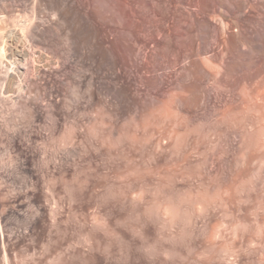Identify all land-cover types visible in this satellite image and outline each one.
Here are the masks:
<instances>
[{
	"label": "rangeland",
	"instance_id": "374dc122",
	"mask_svg": "<svg viewBox=\"0 0 264 264\" xmlns=\"http://www.w3.org/2000/svg\"><path fill=\"white\" fill-rule=\"evenodd\" d=\"M50 13L33 19L57 18L54 39L70 41L24 43L20 70L69 48L68 116L55 126L0 100V264H264V0H125L124 26L96 28L121 84L90 43L76 51L90 34ZM134 19L157 50L139 84Z\"/></svg>",
	"mask_w": 264,
	"mask_h": 264
},
{
	"label": "bare ground",
	"instance_id": "6f19581e",
	"mask_svg": "<svg viewBox=\"0 0 264 264\" xmlns=\"http://www.w3.org/2000/svg\"><path fill=\"white\" fill-rule=\"evenodd\" d=\"M29 1L30 0H1L0 1V50H1V53L3 54V56L6 52L7 54L9 53L8 56L12 59V61L7 63L5 74L3 76L0 75L1 76L0 79H2V81H1L2 85L0 83V85L2 86V87H0V100H10L13 104L16 105L17 103L20 102L21 99L25 98V100L23 99V101H25V102L23 103V105L21 104L22 107L24 106L29 111H33L35 113L34 114L35 116H38V113L41 115L47 116L48 118H50L53 125L56 126L59 124V122L62 119H65L68 116V114L65 111L66 110L65 108L68 109V107H65L68 105V104H66V100H65L66 97L64 99V95H65L64 92L67 91L65 86L67 84H65L64 80L62 78H60L57 74L59 72L65 71V67H66L65 65H67V63H66L67 61H64L62 58H64V57L68 58L69 48L67 49V47H64L63 50L65 49L64 50L65 55H62L61 53H59L58 48L52 47L53 49L50 50V52H48V53H51V55H49L50 61L46 60V62H48V63H46L44 65H40V64L38 65V64H36V62H34L35 65H34L33 71L32 72L29 71L30 73L27 71V73H26V72H24L25 71L24 70L23 72L26 74L23 75V73L20 70L21 69L20 66L24 63V62L22 63L23 57L25 55H28L27 50L29 51V49L27 48V46H25L26 45L25 44L24 46L27 49L25 52V50H24L25 48H23L22 45L24 43H27L29 46L30 45L29 43L31 42V45L33 44L34 46H50L49 42L54 43V41L59 42V44H61V45L64 42L66 45V44H68V42L70 40L68 41V40H55L56 38L54 39L55 36H57V37L61 36L59 34V32L54 28V25H53L54 23L55 24L57 23L56 26L58 25V19L57 18L54 19V22L52 20L53 23L46 25L44 22L43 23L36 22L33 19V17H35L36 15H44L45 17H48V13H50L52 10L53 13L56 12V15L58 16L59 19H62L64 21L70 20L73 23L74 31L76 32V34L79 33V36H81V38L78 37L79 39H82V37L86 38L84 33L90 34L89 36H90V38H92L90 40H85V39L84 40H75L76 51L80 49V48H78V46L80 47L82 45L81 43H83V42L90 43L88 45H90L91 48L86 53L88 54L87 56L90 57V59L91 58L93 59V60L91 59L92 65L96 68V66H100L101 64L103 65L106 62L110 63V66H112V68H113V72H112L113 78L117 81V83L121 84L124 82L125 79H124L122 71H121L122 69L117 67V65H116L117 63L114 60L115 54L113 53L114 51L111 49L112 47H115L111 43L113 41L108 43L106 40H103V36L99 35L98 31H96V28L98 27L99 24H100L99 26H102V24H103L104 27L105 26H116L117 24L120 25L119 20L122 21L123 24L122 23L121 24H122V26H124L125 25V0H32L35 2V5L32 7L28 5ZM44 7H45V9L48 8V10H50V12L49 11H48V13L45 12L46 10L44 9ZM50 16H51V13H50ZM143 18H144V20H146L145 17H143ZM55 20L57 22H55ZM152 20L154 21V19H152ZM152 20H151V22H152ZM134 21H135V19H134ZM142 21L143 20H141L140 22H142ZM140 22H138L139 25H137L136 21H135V25H134L135 27H136V25L139 26L137 29V32H136L137 33V36H136L137 40H130V41H133V42H131V43H133L131 46L133 52H131V53H133V57H134L135 62H136L135 63V74H134V77L130 78V80L131 81L133 80L137 84L141 83V80L138 78L140 76L138 74L140 68L141 69L144 68L143 65L146 63H150L149 65H152L151 62H149V61H152L153 59L150 60V58H149L150 55H148L150 50H151L152 54L157 51V50H155L156 44L154 43V41L150 40V41H152L151 42L152 49H150V47L147 46V43L149 44V42H148V40H146L145 36L144 37H145V40L147 42L145 40H142V38H141V34H142L141 29L142 28H140L141 27ZM59 23H60V21H59ZM145 23H147V22L145 21ZM147 25H148V23H147ZM118 26H117V28H118ZM134 26L132 27L133 29H135ZM148 26H147V28H148ZM61 28H63V27H61ZM121 28H124V27H121ZM120 30H123V29H120ZM132 30H131V33L134 35L135 32L133 33ZM152 30H153V28H152ZM140 31H141V34H140ZM143 31H145L144 28H143ZM133 35H132V37H133ZM143 35H144V33H143ZM101 36H102V39H101ZM37 37H44V38H49V39L53 38L54 40L48 39L49 42H47L46 39L45 40H40V39L38 40ZM83 44H85V43H83ZM32 48H33V46H32ZM44 50L46 51V49H44ZM60 50H61V48H60ZM66 50H67V52H66ZM85 50H87V49H85ZM48 53H44V51L42 52L40 49L39 54L35 58L37 63H38V61L41 60L42 57L46 58L47 57L46 54L48 55ZM7 54H6V56H7ZM76 54H78V53L76 52ZM18 55L21 57L18 58L17 57ZM82 55H84V54H82ZM85 55H84V57L86 58L87 56H85ZM57 57H58V59H55ZM150 57H152V56H150ZM27 59L29 60L30 58L28 57ZM97 59H99V62H98L99 65L96 62V61H98ZM28 60H27V62H28ZM42 60H43V58H42ZM31 61L32 60H30V62ZM88 61H89V59H88ZM53 63L55 65H57L56 68L52 66ZM92 65H90V67ZM102 65H101V67H102ZM93 66L91 68H93ZM32 67H33V65H32ZM101 67H98L99 68L98 71H100ZM28 69L29 68H27V70ZM0 70H1V68H0ZM66 73L67 72H65L63 74L65 75ZM73 76H74V74H73ZM15 84H17L16 88L14 87V86H16ZM99 89H101V88L96 85L95 76L92 75L90 78L89 85H88L89 96L92 100H93V97L98 94ZM139 89H140L139 93H141L142 92L141 88H139ZM10 92H12L14 94L17 93V94L16 95L10 94L9 96L6 95L7 97L4 96L5 93H10ZM73 94H75V93H73ZM76 100H78V99H76ZM111 104H113V103H111ZM113 109L115 110V111L113 110L114 112H117V113L120 112V109L118 108V106H114ZM40 117H42V116H40Z\"/></svg>",
	"mask_w": 264,
	"mask_h": 264
},
{
	"label": "built area",
	"instance_id": "2783aa9c",
	"mask_svg": "<svg viewBox=\"0 0 264 264\" xmlns=\"http://www.w3.org/2000/svg\"><path fill=\"white\" fill-rule=\"evenodd\" d=\"M199 43H200V42H199ZM214 47H216L217 50L219 51V47L222 48V44L220 45V42H219V41H217L216 43L214 42Z\"/></svg>",
	"mask_w": 264,
	"mask_h": 264
}]
</instances>
